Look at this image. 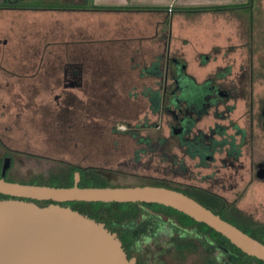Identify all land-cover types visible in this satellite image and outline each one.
Masks as SVG:
<instances>
[{"label":"rangeland","instance_id":"1","mask_svg":"<svg viewBox=\"0 0 264 264\" xmlns=\"http://www.w3.org/2000/svg\"><path fill=\"white\" fill-rule=\"evenodd\" d=\"M30 4L27 2L26 7H32ZM27 15L31 16L24 18L22 29L30 30L40 17ZM243 38V42L235 41L227 49L203 50L194 44L182 48L178 44L172 48L171 56L185 61L186 76H192L189 79L193 83H204L206 90L209 89V76H212L222 85L235 86L244 92L245 99L230 101L231 105L236 104L233 114L218 122L229 125L232 119L247 128L249 148L244 149L243 159L248 167L250 158L247 155L252 156L253 146L255 161L264 158V0H261V33ZM19 52L7 51L12 56H20ZM155 67L156 63L136 67L137 77L132 83L137 86L129 98L122 95L86 98L76 88L78 82L70 86L63 76L64 67H58L57 80L53 73H48L40 78V82L24 79L19 83L14 75L0 72V170L4 157L12 152L7 177L17 182L36 180L55 184L54 177L68 170L69 164H75L98 169L109 186L159 182L184 187L197 185L223 195L228 201L236 200L235 212L243 214L245 225L251 224V218L264 223V179L245 173L244 178H236L238 187L230 189V171L222 170L216 175L213 164L211 168L202 169L187 160L193 172L181 174L172 161V157L177 161L181 156L177 146H171L169 155H164L157 143L161 138L173 137L170 128L174 118L167 112L152 109L150 93L164 86L160 77L145 73L156 71ZM53 68L47 66L48 70ZM5 70L13 71L14 67H5ZM220 73L224 78H218ZM170 84L172 77L168 80ZM246 109H250L249 116L242 117ZM216 121L210 113L198 127L208 131ZM234 131L229 126V133ZM142 137L149 138L150 142L139 143L138 139ZM155 257L144 259L149 264H157ZM160 259L163 264H207L200 252L183 259L172 254Z\"/></svg>","mask_w":264,"mask_h":264},{"label":"crops","instance_id":"2","mask_svg":"<svg viewBox=\"0 0 264 264\" xmlns=\"http://www.w3.org/2000/svg\"><path fill=\"white\" fill-rule=\"evenodd\" d=\"M27 14L40 17L30 30ZM254 33L261 0H0V72L40 82L64 67L86 98H129L136 67L161 66L174 46L227 49Z\"/></svg>","mask_w":264,"mask_h":264},{"label":"water","instance_id":"3","mask_svg":"<svg viewBox=\"0 0 264 264\" xmlns=\"http://www.w3.org/2000/svg\"><path fill=\"white\" fill-rule=\"evenodd\" d=\"M0 177V264H136L117 232L63 203H155L176 209L227 237L246 254L264 261V243L182 191L152 184L82 187L27 184ZM50 202L41 205L38 202Z\"/></svg>","mask_w":264,"mask_h":264},{"label":"flooded vegetation","instance_id":"4","mask_svg":"<svg viewBox=\"0 0 264 264\" xmlns=\"http://www.w3.org/2000/svg\"><path fill=\"white\" fill-rule=\"evenodd\" d=\"M186 68L187 64L185 61L170 55L163 60L160 66L161 75L159 77L163 80L164 86L161 90L157 91L156 98L159 99L158 102L160 103L159 108L156 110L160 113L167 112L174 118V122L170 128L173 137L161 138L157 143L161 146L164 155H169L168 150H170L171 146H177L181 156H178L177 161L175 157H172V161L177 171L181 174H191L193 172V169L187 164V160L195 162L194 166L202 169L211 168V164H213L216 175L222 170L230 171L229 175L226 173L231 179L230 189L238 187L237 183L239 181L236 178H239V176L244 178L245 173H249L252 177L264 179V158L260 157V159L255 161L254 156L256 152L254 151V146L252 147V156L249 153L247 155V158H250L248 167L246 161L243 159L245 155L244 149L249 148V131L247 128L232 119L229 125L218 122V120H227L226 117L233 114V111L236 110V104L231 105L230 101L245 99L244 92L236 89L235 86L226 87L212 76H209V89L206 90L204 83H193L189 79L192 76H186ZM221 76L224 78V75L218 74L219 79ZM170 77H172V84L168 85ZM252 106L251 118L254 121ZM221 107L223 108L222 110H220ZM210 113L213 114L217 121L215 125L209 127L208 131H205L198 126L200 121L210 115ZM249 113L250 109L248 111L246 109L242 117H248ZM262 117L264 120V109L262 110ZM253 125L254 122H252ZM229 126L235 130L233 133H229ZM262 129H264V122ZM138 140L143 145L150 142V139L147 137H142ZM0 143H2L1 140ZM143 150L141 149V151ZM11 154L12 152L7 153L3 159V163L6 157H10L12 161L13 157ZM216 154L220 155L219 159L216 158ZM216 162H219L220 165ZM9 169L6 171V175ZM188 186L201 187L197 185ZM208 190L215 192L211 189ZM229 202L235 203L237 206L236 200ZM38 203L46 205L50 202ZM144 213H151L153 215L147 226L142 229L136 227L137 231H145L144 233L136 234L133 237H120L118 235L128 257H135L137 259L136 264H140V257L145 255L149 257H165L172 254L180 258V255L183 253H181L177 245L183 242L184 237H216L212 234L184 233L185 229L180 226L179 220L165 213L152 210L150 212L145 211ZM240 215L232 209L228 212V216L237 221L241 219ZM257 223L264 226L263 222L257 221ZM137 231L135 232L137 233ZM203 250L202 246V249L196 252L203 253Z\"/></svg>","mask_w":264,"mask_h":264},{"label":"trees","instance_id":"5","mask_svg":"<svg viewBox=\"0 0 264 264\" xmlns=\"http://www.w3.org/2000/svg\"><path fill=\"white\" fill-rule=\"evenodd\" d=\"M26 7V6H25ZM37 8V7H36ZM156 71L145 72L148 75L151 73L155 77L161 75V69L158 64ZM152 96V108L156 110L159 108V99L156 98L157 91H152L150 93ZM69 169L64 170L54 177L55 184L44 183L41 181L33 180L31 182H21L27 184H44L56 187H69L73 186L75 182V173L79 172L81 175V180L79 185L82 187H105L109 186L105 176L102 175L101 171L94 167H81L75 164H69ZM2 169L0 170V177H2ZM6 179H9L6 175ZM152 185L166 186L175 190L184 192L185 194L195 198L200 203L210 208L216 214H219L225 220L238 226L240 229L250 234L254 238L264 243V226L251 220V224L245 225L244 216L240 215L239 221L232 219L228 216L230 209L236 211V204L230 203L224 196L212 192L208 189L202 187L194 186H182L173 185L166 183H155ZM0 198H6V196L0 194ZM47 203V201L45 202ZM63 205H69L73 209L79 210L81 213L86 214L98 221H102L106 226L113 232H117L120 237H133L136 234H142L145 231H137L136 227L144 228L148 225L149 221L153 217L150 210L160 213H165L170 217L177 218L179 220L180 226L185 229L184 233H194V234H212L216 237H184L183 242L179 243L177 246L181 251L180 258H186L189 253L199 251L203 246V254L207 264H264L263 260L256 257L250 256L243 252L236 245L231 243V241L217 232L205 223L198 222L190 216L160 204L155 203H104V202H67ZM248 220V219H247ZM248 224V223H246ZM137 231V233L135 232ZM149 257L145 255L140 257V264H149L144 258ZM157 264H163L164 261L160 257H155Z\"/></svg>","mask_w":264,"mask_h":264}]
</instances>
